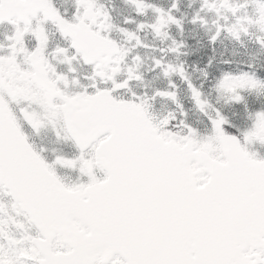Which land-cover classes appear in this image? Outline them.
<instances>
[{"label":"snow or ice","instance_id":"snow-or-ice-1","mask_svg":"<svg viewBox=\"0 0 264 264\" xmlns=\"http://www.w3.org/2000/svg\"><path fill=\"white\" fill-rule=\"evenodd\" d=\"M128 2L140 15L153 10L156 22L149 27L157 36L166 37L162 29L168 23L180 26L171 10L146 0ZM217 2L236 16L248 0L240 5L202 0V7L219 12ZM75 4L76 13L68 20L53 0H0V23L14 26L7 37L14 41L9 54L0 55V194L32 225L27 235L32 250L24 249L14 261L4 242H18L10 240L0 221V264H264V153L251 148L264 147V106L251 111L245 104L249 124L239 128L209 103L183 65L156 59L155 69L165 78L175 74L187 83L207 125L201 132L186 119L174 123L175 113L158 119L149 111L147 93L127 99L118 95L142 77L130 65L127 79H117L126 54L102 35L113 27L104 6L98 0ZM9 10H15L14 17ZM258 11L255 19L237 16L231 26L218 25L210 43L222 31L239 41L255 27L256 42L264 48V4ZM37 14L43 20L33 27ZM199 19L197 14L192 23ZM48 21L70 41L69 48L57 47L54 53L63 58L67 72L57 71L45 55L48 37L43 24ZM145 27L137 24V31ZM119 31L141 45L135 32ZM29 33L36 46L18 48ZM172 43L171 52L184 47ZM19 53L26 57L28 69L17 63ZM133 59L138 62L140 57ZM78 60L92 66L85 78L92 81L88 86L75 76L72 65ZM97 79L111 86H101ZM70 84L79 90L67 91ZM169 87L175 88L171 80ZM212 88L240 104L242 92L264 95V79L243 71L223 72ZM156 97L171 100L181 109L180 116H187L174 91L155 90L150 99ZM21 101L28 106L12 107ZM45 127L57 141L70 143L73 153L49 155L37 149L29 131L35 134ZM65 171L75 173L72 182ZM5 208L0 201V214Z\"/></svg>","mask_w":264,"mask_h":264},{"label":"flooded vegetation","instance_id":"flooded-vegetation-1","mask_svg":"<svg viewBox=\"0 0 264 264\" xmlns=\"http://www.w3.org/2000/svg\"><path fill=\"white\" fill-rule=\"evenodd\" d=\"M117 0H110L111 7L115 6V3ZM53 4L56 9L59 10L62 16H64L68 20H72L74 14L76 13V4L75 0H53ZM9 14L12 15L13 17L15 16V10H9ZM43 16L42 14H37L35 18L32 19V26L35 27L38 23V21H42ZM45 28L46 35L48 37V44H47V49L45 51V55L50 58V61L52 64L56 67L57 71L59 72H67L68 66L64 63H61L62 57H57L55 56V49L57 47H62V48H69L70 41L60 35V32L58 31V28L56 27L55 24H53L51 21L45 22L43 24ZM21 28L24 27V25L21 23L20 25ZM94 28V26H93ZM14 32V26L5 22V23H0V45H3V49H0V55H8L10 48L9 45L14 43V41H10L7 39V37L12 36ZM36 46V41L32 37V35L26 34L23 38L22 44H18L17 47H24L29 50L33 49ZM71 54V50L69 52ZM17 60L23 61V64H27L26 57L24 56L23 53L17 54ZM76 63H82V60L75 61ZM74 67V65H72ZM147 66L144 67L142 70V73L148 74L149 76L154 77V73L151 72L150 70H147ZM27 69V67H26ZM170 80V78H168ZM166 81H169V80ZM87 80V79H86ZM181 83H186L185 81L181 80ZM104 84V83H103ZM183 88H188L187 83ZM125 90L127 89H122V94H118L122 96L123 98L125 97L123 94H125ZM67 91H76L75 85H69V88ZM132 96V95H131Z\"/></svg>","mask_w":264,"mask_h":264},{"label":"rangeland","instance_id":"rangeland-1","mask_svg":"<svg viewBox=\"0 0 264 264\" xmlns=\"http://www.w3.org/2000/svg\"><path fill=\"white\" fill-rule=\"evenodd\" d=\"M148 14V17H150V25H152V24H154V21H153V17L152 16H150V14L149 13H147ZM217 14L219 15V16H221L222 15V12L220 11V12H217ZM225 17V16H224ZM149 23V22H148ZM147 23V24H148ZM147 24H146V26H147ZM148 28H149V31L147 32V34L146 35H150V41H149V43L148 44H145V46L143 45V46H140V45H137L136 44V42H135V40H134V42H135V44H133L132 45V51H134V48H135V50H137V51H140V50H144V51H147L148 52V50H150L149 48H151L152 50H153V52L151 53V54H154V55H157V51H159V47L160 46H158V47H156V44H154V42H158V41H160V40H163L164 39V37L163 36H157L156 35V33L153 31V29L151 28V27H149L148 26ZM131 32H133L132 30H130ZM137 31V30H136ZM135 31V32H136ZM164 33V32H163ZM137 35V34H136ZM167 37V36H166ZM164 40H166V39H164ZM249 45L252 43L253 45L255 44V43H257L256 42V36H254V35H252L251 36V38H250V40H249ZM138 47V48H137ZM137 48V49H136ZM144 48H147V49H144ZM137 51H134L135 52V54L134 55H132L130 58H129V66L131 65V66H134L136 69L138 68V64L133 60V58H134V56H137ZM258 50L253 46V47H249V49H248V52H252L253 54H255L256 52H257ZM130 53H132V52H130ZM130 53H126V55L124 56V60L126 61V58L128 57L127 55L128 54H130ZM152 57H154L153 55H152ZM215 93H217V92H215ZM218 94V93H217ZM252 96H253V99H256V100H259V98L257 97V95L255 94V93H250ZM241 95H242V93H241ZM218 98H223V99H225V97H221L219 94H218ZM231 104V105H233L234 103L233 102H230V101H228L227 100V98H226V104ZM46 129H49V128H47V127H45ZM43 129V128H42ZM42 129L38 132L39 134L41 133V131H42ZM204 129H205V127L204 128H202V130L204 131ZM37 133V134H38ZM49 146L51 147V151L52 152H58V153H64V154H68V155H71L72 153H73V151H71V150H68V151H62V152H59V148H57L56 146H54L53 145V143L52 142H50V144L48 145V147L47 148H49ZM52 154V153H51ZM3 222V221H2ZM5 225V223H3V226ZM7 225V224H6ZM20 228L18 227L17 228V230H19ZM9 238H10V240L11 241H17L19 244L20 243H23V244H26L27 242H28V239L26 238V237H17V238H14L13 236H12V233L11 234H9ZM6 243H8L9 245H11L12 246V244L13 243H10V242H8V241H6ZM24 249H27V247H22V246H18V251L17 252H15L14 251V253H18L17 254V260H19V258H20V254H21V252L24 250ZM5 250H6V252L8 253L9 252V250L7 249V248H5ZM14 253H11L12 254V256H11V260H16V256L14 255Z\"/></svg>","mask_w":264,"mask_h":264}]
</instances>
